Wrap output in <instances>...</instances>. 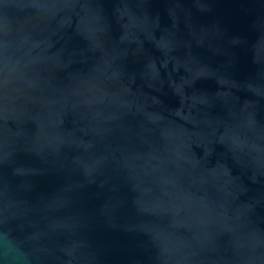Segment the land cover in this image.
I'll list each match as a JSON object with an SVG mask.
<instances>
[{
  "label": "water",
  "instance_id": "1",
  "mask_svg": "<svg viewBox=\"0 0 264 264\" xmlns=\"http://www.w3.org/2000/svg\"><path fill=\"white\" fill-rule=\"evenodd\" d=\"M0 264H264V0H0Z\"/></svg>",
  "mask_w": 264,
  "mask_h": 264
}]
</instances>
